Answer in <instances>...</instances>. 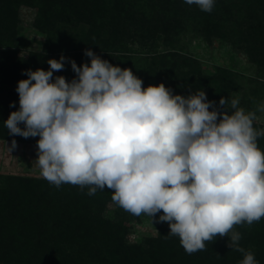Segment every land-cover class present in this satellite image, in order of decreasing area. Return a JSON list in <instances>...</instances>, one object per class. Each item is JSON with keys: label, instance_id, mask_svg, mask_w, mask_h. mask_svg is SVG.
I'll return each mask as SVG.
<instances>
[{"label": "clouds", "instance_id": "obj_1", "mask_svg": "<svg viewBox=\"0 0 264 264\" xmlns=\"http://www.w3.org/2000/svg\"><path fill=\"white\" fill-rule=\"evenodd\" d=\"M184 2L207 13L215 4ZM84 55L90 65L70 61V82L53 80L64 56L49 59L47 71L27 70L16 89L19 110L4 121L13 136L39 137L41 177L57 188H87L89 196L108 189L114 204L137 217L153 221L162 213L158 222L168 223V235L189 255L227 237L228 247L243 254L239 264H258L235 229L264 218V151L257 142L264 129L254 127L264 104L246 111L239 98L221 97L217 107L204 90L185 97L163 83L145 88L130 68L90 49ZM16 146L13 140L10 150Z\"/></svg>", "mask_w": 264, "mask_h": 264}, {"label": "trees", "instance_id": "obj_2", "mask_svg": "<svg viewBox=\"0 0 264 264\" xmlns=\"http://www.w3.org/2000/svg\"><path fill=\"white\" fill-rule=\"evenodd\" d=\"M167 1L169 5H162L177 17L171 26L160 20L162 29L156 20L151 21L152 10H156L151 0H0V134L11 136L4 121L19 110V105L7 103L5 89L27 79L29 69L49 70L47 61L61 56L66 58L64 69L53 72V80L64 76L70 82L76 78L70 61L77 66L89 63L84 52L93 51V47L96 55L114 66L130 68L144 80L145 88L163 83L173 94L179 89L186 95L194 89L201 90L202 82L209 77L197 63L186 67L185 63L193 60L186 54L172 50L150 54L130 45L147 44L149 39L157 38L166 41L174 31L179 33L180 16L189 8L177 7L180 0ZM219 1L221 22L209 24L205 20L207 31H217L230 41L245 42L251 60L257 64V75L264 79V0ZM217 3L215 0L214 6ZM24 6L36 9L34 27L44 35L41 48L28 50L18 43ZM146 8H151V13ZM59 24L62 25L57 28ZM63 25L70 35L78 31L77 36L85 34L83 39H77L89 45L78 46L73 38L67 39ZM77 26L80 28L75 30ZM155 30L160 32L158 37ZM146 60L161 63V71L144 74ZM26 183L30 187L21 190ZM47 183L13 176L10 183L0 185V264H88L90 259L100 264H239L243 259L242 253L228 247L227 237H217L206 243V250L189 255L178 237L168 235L170 228L165 225L158 227L157 234L146 237L145 245L128 246L127 230L118 237L104 236L106 221L101 215L109 197L106 191L98 190L89 196L87 188L62 184L56 192L49 190ZM235 230L242 235L240 245L254 253L258 264H264V218L251 226L238 225ZM121 254L125 256L123 261L116 256Z\"/></svg>", "mask_w": 264, "mask_h": 264}, {"label": "rangeland", "instance_id": "obj_3", "mask_svg": "<svg viewBox=\"0 0 264 264\" xmlns=\"http://www.w3.org/2000/svg\"><path fill=\"white\" fill-rule=\"evenodd\" d=\"M152 1H154L153 4L156 10L146 8L148 13H151V10L153 12L151 21L154 22L156 20L157 24H160L162 29H164V27L159 23L160 20L170 26L174 24L177 17L176 14H174L173 11L166 10L165 6L162 5L163 3H165L166 6L169 5V1L151 0V2ZM219 3L220 1L218 0L217 5L214 6L212 12L207 13L201 11L197 5H188L184 0L183 2L180 0L179 4L176 3L177 7H188L189 9L180 16L181 19L179 20H181V23L178 25V34H175L174 31L172 37L166 41L162 38H157L156 40L149 39L147 44L139 45V43H132L130 45L134 49L138 48V50H145L149 53L172 50L186 54L195 62L188 61L185 63V66L189 67L193 63H197L203 74L209 77L207 82H202L203 88L201 89L205 91L208 100L211 99V101L216 102L217 105V102L223 96L228 98L229 101L232 98H239L240 107H243L246 111H256L259 105L264 104V85L262 82L264 79L257 75V64L251 60L250 50L243 41L232 40V42L219 35L217 31L215 32L211 30L208 32L207 26L204 23L205 20L209 22V24L213 21L221 22L218 19L220 16ZM35 16V8L28 6L21 8V32L19 34L18 43H20L21 47L23 46L28 50L32 48H41L42 42L44 41V35L34 27ZM61 25L59 24V27L57 25V28H60ZM68 25L69 24H67V27ZM62 28L65 30L63 34L66 35L67 39L73 38L72 41L78 46L85 47L89 45L87 41H85L86 44H84L83 40L77 39H83L85 34L81 33V37L79 35L77 36L78 31L76 34L74 33L70 35L67 32L68 29H64V25ZM79 28L80 27L77 26V28H73L72 31ZM208 28H212V26L209 25ZM85 32L87 33V31ZM158 33L160 34V32L155 30V37H158ZM234 41L236 43H234ZM94 50L97 49L93 47V51ZM104 52L105 51L102 53ZM94 53H96V51ZM88 64L90 65V62ZM161 69L162 65L158 61L154 62V60H146L144 65L145 71L143 73L150 74L152 70L160 72ZM220 69L224 71H221ZM141 77L143 79L145 78L143 75H141ZM142 81L144 87L145 82L144 80ZM16 89L17 85L5 89L6 99L9 98V102L7 103L19 105V95ZM180 90L183 89L177 90L175 94L188 96L197 91V89H194V92L190 94L187 93L188 95H186L182 91V93H180ZM229 111L231 112L230 108ZM6 115L8 116V114ZM256 115L258 121L254 122V127L257 129H264V112L256 111ZM11 137L14 136L0 134V185L10 183L11 177L13 176L34 179L37 180V182L45 180L41 177L40 169L35 161L38 158L37 141L39 137H29L27 139ZM13 140L16 141L17 146L10 150ZM257 142L260 149L264 151V137H259ZM45 186H48L49 190L56 192L59 188H62V185L57 188L50 183H47ZM63 186H65V184ZM28 187H30L29 183L23 184L21 190ZM104 191L109 195L103 204L104 214L101 215L106 221L103 230L105 231L104 236L110 235L118 237L123 235V233L125 234V230H127L125 239L128 246L131 244L145 245L146 237L157 234L159 226L165 225L169 228L168 223L158 222L159 215L162 213H158L153 221L152 218L148 216H134L112 202V192L110 190L104 189ZM122 223L123 227H121ZM122 254L116 255L119 258V261L124 260L125 254ZM88 264H100V261L90 259Z\"/></svg>", "mask_w": 264, "mask_h": 264}]
</instances>
